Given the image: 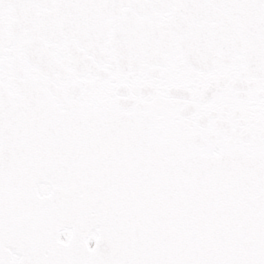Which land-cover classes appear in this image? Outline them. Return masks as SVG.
<instances>
[{"label":"snow or ice","instance_id":"snow-or-ice-1","mask_svg":"<svg viewBox=\"0 0 264 264\" xmlns=\"http://www.w3.org/2000/svg\"><path fill=\"white\" fill-rule=\"evenodd\" d=\"M0 264H264V0H0Z\"/></svg>","mask_w":264,"mask_h":264}]
</instances>
